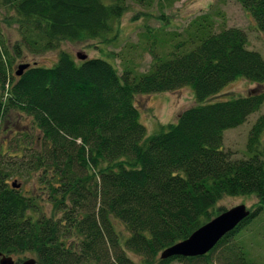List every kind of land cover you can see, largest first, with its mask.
I'll use <instances>...</instances> for the list:
<instances>
[{
  "label": "trees",
  "instance_id": "1",
  "mask_svg": "<svg viewBox=\"0 0 264 264\" xmlns=\"http://www.w3.org/2000/svg\"><path fill=\"white\" fill-rule=\"evenodd\" d=\"M127 1L0 0V13H11L5 23L16 25L21 44L40 55L62 42L109 45ZM237 1L264 34V0ZM207 20L194 22L178 40H162L163 31L148 30L152 66L144 73L127 60L120 73L114 63L75 61L62 51L53 67L29 64L16 76L22 45L11 51L0 31V120L12 113L27 116L41 136L39 148H24L27 154L5 159L0 153L3 255L32 253L42 264H256L232 237L264 212V115L249 132L248 158H233L223 143L225 131L261 108L264 93L206 100L238 78L264 84V59L247 48L245 31L215 32ZM197 23L204 25L191 37ZM157 41L170 52H157ZM186 86L197 105L147 136L136 97ZM25 173L37 174L39 195L24 194L9 182ZM231 196L258 202L208 254L161 258L225 211L217 205Z\"/></svg>",
  "mask_w": 264,
  "mask_h": 264
},
{
  "label": "rangeland",
  "instance_id": "2",
  "mask_svg": "<svg viewBox=\"0 0 264 264\" xmlns=\"http://www.w3.org/2000/svg\"><path fill=\"white\" fill-rule=\"evenodd\" d=\"M111 3L113 0H104ZM145 3V2H144ZM127 11L108 38H115L109 45L100 41H87L79 43L62 42L57 50L40 55L30 53L22 44L17 26L5 23V17L11 15L6 11L0 13V31L8 49L22 45L23 56L16 61V68L20 65L30 64L40 67H53L60 52L69 53L75 61L77 54H86L88 59H103L114 65L121 73V61L127 60L135 67L136 73H144L152 66V56L148 52L150 42L146 39L148 30L153 34L163 35L159 39H167L176 35L175 39L186 38L187 28L194 22L207 18L211 30L219 32L223 29L238 28L247 33V48L260 53L264 59V34L259 31L253 17L246 12L237 0H174L168 4L165 0H153L150 7L128 0ZM203 23L195 24L191 37L198 36V27ZM157 52L169 53V45L157 41ZM15 68V69H16ZM264 93V84L258 86L245 79L238 78L227 85L219 94L206 100V103L227 101L245 97L255 93ZM135 105L140 112V121L147 129V136L155 133L161 125L176 123L179 115L197 105L192 87L186 86L174 92L140 95L135 99ZM264 115V103L261 108L250 115L248 120L239 127L224 132L223 150L229 152L233 158H248L246 145L249 132L257 119ZM41 136L35 128L32 119L17 113L8 114L0 120V153L7 159L9 156H22L28 152L25 147L36 150L40 147ZM264 146V133L262 135ZM16 160V159H14ZM20 185L24 194L39 195V182L37 174L24 177L14 176L9 181ZM46 201V199H45ZM257 199L252 196H231L223 198L217 205L218 209H231L238 205H245L251 209L257 205ZM40 203V202H39ZM41 201V204L43 205ZM44 206V205H43ZM51 214V207L44 208ZM123 232L125 229L120 227ZM232 241L242 243L247 257L256 264H264V212L252 220L243 229L232 237ZM134 260L139 258L130 254ZM15 262L30 258L36 259L32 253H25L12 257ZM173 264H180L175 262ZM217 264V263H214Z\"/></svg>",
  "mask_w": 264,
  "mask_h": 264
},
{
  "label": "water",
  "instance_id": "3",
  "mask_svg": "<svg viewBox=\"0 0 264 264\" xmlns=\"http://www.w3.org/2000/svg\"><path fill=\"white\" fill-rule=\"evenodd\" d=\"M77 59L85 61L86 54H77ZM29 64L20 65L16 70V76H21L29 68ZM13 187L20 185L12 183ZM250 215V209L245 205H238L223 211L221 214L204 224L196 230L189 238L167 248L161 253L162 259L171 257H200L208 254L218 242L228 233L235 230ZM0 264H42L36 259L30 258L20 263H16L12 257L5 256L0 252Z\"/></svg>",
  "mask_w": 264,
  "mask_h": 264
},
{
  "label": "flooded vegetation",
  "instance_id": "4",
  "mask_svg": "<svg viewBox=\"0 0 264 264\" xmlns=\"http://www.w3.org/2000/svg\"><path fill=\"white\" fill-rule=\"evenodd\" d=\"M16 263H18V262H16Z\"/></svg>",
  "mask_w": 264,
  "mask_h": 264
}]
</instances>
